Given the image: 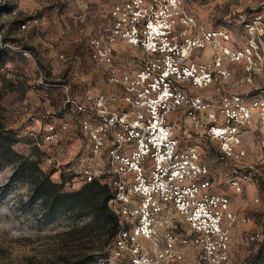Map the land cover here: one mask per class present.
I'll return each mask as SVG.
<instances>
[{"label":"built area","instance_id":"built-area-1","mask_svg":"<svg viewBox=\"0 0 264 264\" xmlns=\"http://www.w3.org/2000/svg\"><path fill=\"white\" fill-rule=\"evenodd\" d=\"M108 24L90 35L88 49L112 88L89 90L91 103H82L61 85L75 111L87 113L83 126L92 157L102 159L99 169L76 173L89 181L103 178L112 188L109 203L118 229L109 262L127 256L131 264H174L192 243L198 247L199 264H235L232 234L248 218L231 208L228 195L210 191L209 165L195 145H181L177 132L184 126L188 136L217 141L219 159L231 165L230 185L243 192L246 179L261 174L257 163L240 161L249 154L243 129L256 117L264 127V87L208 90L215 80L229 77L226 59L237 62L245 54L233 48L227 29L199 24L185 0H114ZM248 30L243 82L253 83L252 74L263 62V29L250 25ZM124 44L138 55L123 54ZM207 46L213 65L198 67L195 53ZM45 80L41 75L39 82ZM172 113L176 119L169 121ZM42 130L48 141L55 138L54 125ZM260 237L264 232L250 236Z\"/></svg>","mask_w":264,"mask_h":264},{"label":"rangeland","instance_id":"rangeland-1","mask_svg":"<svg viewBox=\"0 0 264 264\" xmlns=\"http://www.w3.org/2000/svg\"><path fill=\"white\" fill-rule=\"evenodd\" d=\"M113 1L0 0V45L9 49L3 56L7 61L0 68V122L16 131L19 138L13 145L16 155L9 154L4 160L0 155V264H64L63 256L65 264H71L82 249L94 245L92 232L79 229L90 221L91 215H79L71 209L51 212L42 205L23 177L30 173L31 167L22 156L39 151L41 166L54 170L51 175L54 181L61 182V173L65 174L66 190L79 189L88 181L76 173L80 171L76 170L78 165L84 163L83 169H99L96 165L101 163V158L92 159V165L88 162L93 156L88 131L83 126L88 115L75 111L61 84H66L70 95L82 103L90 102L89 90L112 88L99 74L102 68L90 59L88 43L95 30L108 27ZM185 6L199 24L227 29L232 35L233 48L245 54L237 62L226 59L229 77L222 82L215 80L208 90L219 86L225 91L264 87V0H185ZM250 25L263 29L260 36L263 62L252 74L253 83L243 82L248 75ZM123 46V54L138 55L136 50ZM211 53L209 46L198 50L193 62L198 67L213 65L208 59ZM41 75L46 79L44 84L39 82ZM204 91L207 89H193L195 93ZM45 115L49 118L40 123L38 120ZM176 116V113L169 115V121ZM261 123L256 117L242 131L249 154L240 163L252 161L261 169L260 175L253 174L246 179L243 192H237L230 185L231 165L219 159L217 141L204 135L188 136L184 126L177 132L181 145H195L209 165L213 178L210 191L228 195L231 208L239 216L248 218L232 234L230 248L235 264L264 263V237L250 238L257 231L264 232V127ZM49 124L55 126V138L51 141L42 130ZM33 133L37 134L36 138ZM19 163L24 173L15 175ZM112 250L111 242L99 252L103 261ZM184 253V259L174 264H195L198 247L191 243ZM112 264L131 262L127 256H121Z\"/></svg>","mask_w":264,"mask_h":264},{"label":"trees","instance_id":"trees-1","mask_svg":"<svg viewBox=\"0 0 264 264\" xmlns=\"http://www.w3.org/2000/svg\"><path fill=\"white\" fill-rule=\"evenodd\" d=\"M8 51V48L0 45V68L7 61L3 56ZM18 141L17 132L0 122V155L3 160L9 154H17L13 145ZM40 155L39 151H34L32 155L22 156L31 167L30 173L26 177L23 175V177L29 181L34 196L41 199L42 205L46 206L51 212L56 209H71L79 215H91L90 221L79 227V229H86L92 232L94 245L85 250L82 249L77 258L73 262L70 261V263L111 264L107 257L103 261V256H100L99 253L111 242L113 245L118 229V216L109 203L112 196L110 184L103 178H95L86 181L79 189L66 190L64 188L66 184L65 174L61 173V182L54 181L51 177L54 170L42 168L40 158H38ZM21 172L24 173V169L22 164L19 163L15 175H19ZM61 258L65 264L67 262L66 257L63 256Z\"/></svg>","mask_w":264,"mask_h":264},{"label":"crops","instance_id":"crops-1","mask_svg":"<svg viewBox=\"0 0 264 264\" xmlns=\"http://www.w3.org/2000/svg\"><path fill=\"white\" fill-rule=\"evenodd\" d=\"M57 122H59L60 123V121H57ZM90 158H91V160H90ZM92 159H95V158H93V157H89V160L90 161H88L91 165H92ZM100 163L99 162H97V165H99ZM85 166V164L84 163H82V164H80V165H78V168H76V170L78 169V170H81V169H83V167ZM72 168H74V167H72ZM186 256V255H185ZM195 262V264H199L198 263V261H197V259H196V261H194ZM245 264V263H244Z\"/></svg>","mask_w":264,"mask_h":264}]
</instances>
